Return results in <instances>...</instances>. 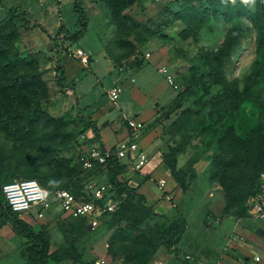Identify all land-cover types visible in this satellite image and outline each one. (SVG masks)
Wrapping results in <instances>:
<instances>
[{
	"label": "rangeland",
	"instance_id": "374dc122",
	"mask_svg": "<svg viewBox=\"0 0 264 264\" xmlns=\"http://www.w3.org/2000/svg\"><path fill=\"white\" fill-rule=\"evenodd\" d=\"M211 1L227 5V0H80L86 31L77 42L62 39V56L58 59L50 36L59 30V26L54 29L56 22L70 27L76 21L73 0H0L4 5L0 7V27H5L0 29V44L18 58H35L49 94L40 104L54 117L49 124L44 119L25 142V134H20V139L13 137L1 129L0 123V152L7 169L3 167L1 175L13 171L11 181L35 179L51 192L69 188L81 195L87 193L90 184L109 178L103 163L93 157L100 141L91 129L83 127L79 116L94 119L92 115L98 114L95 122L99 127L100 121L116 122L121 116L125 121L135 113L139 116L134 118L145 121H140L144 123L142 138L151 135L153 139L141 145L149 162L140 171L128 167L119 179L130 183L142 182L147 175L158 179L155 171L164 164L163 157L172 147L184 149L177 155V167L194 174L178 197L165 198L174 205L167 213L187 222L186 232L174 245L180 246L178 258L167 252L160 239L165 221L151 215L140 221L146 211L135 199L127 200L125 194L117 200L119 216L106 218L94 230L68 217L55 201L47 209L34 206L30 213L22 214L33 221L38 211H43L44 217L32 225L36 230L48 228L52 251L76 247L82 260H70L69 264H217L225 254L231 255L229 260L224 258L228 264H262L252 261L257 255L264 256V217L257 214L258 195L234 201L235 193L230 196L224 182L232 185L243 175L254 179L259 170L263 179L264 159L257 142L264 131L252 143L253 151L246 152L245 162L234 167L232 149L236 147L222 140L227 133L248 138L258 126L264 129V45L259 46L257 30L247 18L226 19L221 15L199 22L202 7H210ZM258 1L250 0L248 8L261 11ZM12 6L25 12L31 25L40 24L44 30L26 29L21 18L10 22ZM70 17L72 23L68 22ZM231 30L238 40L230 57L222 62V73L245 91V96L212 116L208 101L220 87L209 74L217 63L208 65L200 51L216 52ZM79 49L89 56L88 64L76 56ZM57 63L66 71L64 87L55 83ZM162 69L172 75V82ZM114 86L122 92L112 102L109 91ZM20 94L27 91L14 93L8 101L16 102L17 96L20 109L30 110L29 104L18 98ZM0 101L6 102L1 93ZM102 110L108 112L100 117ZM105 139L109 141L107 135ZM153 145L157 147L151 153ZM155 155L161 162L154 167L149 164ZM87 159L93 166H84ZM61 163L73 172L58 168ZM59 175L62 177L58 180ZM39 176L46 179L41 181ZM150 186H155V192L161 187L156 179L144 190ZM19 239L8 235V230L0 232V264L26 263Z\"/></svg>",
	"mask_w": 264,
	"mask_h": 264
},
{
	"label": "trees",
	"instance_id": "16d2710c",
	"mask_svg": "<svg viewBox=\"0 0 264 264\" xmlns=\"http://www.w3.org/2000/svg\"><path fill=\"white\" fill-rule=\"evenodd\" d=\"M226 2V6H222L220 1L217 3L211 1L212 5L210 7L202 5V12L197 17L198 21L204 22L212 16H214V18H219L221 15L226 16V19L247 18L257 30V42L259 46L264 45V4L262 5L261 3L264 2V0L258 1V5L261 6L260 10L262 9L261 11H252L248 8L247 4H245L244 0H227ZM73 3L74 11L77 14V20L73 27L68 28L65 25H60L58 32L54 36H50L51 40L54 41V52H56L58 59L62 56L61 51H59L60 41L67 38L71 42H77L83 37L87 28L86 15L80 4V0H73ZM3 6L2 2H0V7ZM10 15V22L14 21L16 18H21L24 21V27L26 29L39 27L44 30L40 24L31 25L26 13L19 12L17 6H12L10 8ZM1 28L5 27H0V29ZM237 40V35L231 30L227 33L222 45L216 52L200 51L201 58L205 60L208 65L217 63L216 66H212V71L209 74L210 80L220 87L219 91L208 101L211 106L210 113L212 116L221 114L227 107L234 106V103H239L245 96V91H240L235 83L229 82L222 73V62L230 57L231 51ZM0 47V93L2 98H6V102L3 103L0 101L1 129L13 137H18V139L21 138L20 134H25V142L37 132L44 119L47 120L44 122L45 124H49V121L54 119V117L50 116L40 104L41 100L48 97V89L41 77V72H39L35 66L36 60L34 57L28 59L24 57L18 58L16 53H11V49L6 48V46L2 44H0ZM55 72V83L60 87H64L67 78L64 66L61 63H57ZM21 90H26L27 94H20L18 98L24 103L29 104V111L20 109V102L19 100L17 101V96L15 99L16 102L11 103L8 101L14 93L16 94ZM79 121L85 129H91L95 137L100 141L101 146L99 149H101L104 154H108L105 163L102 165L107 171L109 178L106 182L114 187L116 194L115 199L118 200L119 198L120 200V197L125 194L127 200L135 199L139 205H142L146 214L139 218L140 221L150 215L162 218L166 224L160 231V239L166 247L167 252L178 258L180 251L177 246L174 247V245L180 242L181 236L186 232V220L182 217L172 218L168 213L160 214L156 212L153 206L149 205L148 197L139 191L140 185H133L130 181L120 180L119 176L128 169V165L118 160L116 156V147L107 148L105 146L102 140L101 127H98L94 119H85L83 115H80ZM124 124H126V122H124ZM262 131H264V129L258 126L250 132L248 138H234L233 134H225L222 142L231 143L236 147L235 151L234 148L232 149L233 154H235V163L233 160L231 163L232 167L239 162H245L246 152L250 153V151H253L252 148L254 145H252V143L261 135ZM183 143H187V141ZM257 143H259L261 149V154L260 149L259 154L264 159V136H261ZM182 148L183 147H172L171 150L164 155L163 161L175 181L185 190L188 184L187 179L192 180L194 174L191 173L188 175V171L177 167V155L184 150ZM4 164L5 158L0 152V172H2ZM262 165L264 166V163ZM57 167L61 169L67 168V170H72L73 172V169H68L69 166L63 163L59 164ZM256 169H258V167ZM260 171L261 170L257 171L254 179H252L250 175H243L240 181L238 180L237 183H232V185L224 182L228 194L231 196L235 193L234 201L245 200L250 196L262 193L263 179L259 177V174H261ZM13 174V171H9L3 175L0 173V227L9 223L16 235L27 238V244L21 251V254L26 259L25 264H69L71 261L72 263L80 262L82 257L75 246L62 247L52 251L51 234L48 228L41 227L36 230L31 223L21 217V214L12 210L4 195L3 186L5 183L11 181L10 179ZM30 175L38 176L36 173H31ZM69 175L71 174L69 173ZM60 177H62V175H59L58 180ZM40 179L44 181L46 177H40ZM74 180L81 179L76 178ZM56 190L57 189L52 191V193ZM75 194L81 196V194ZM82 195H85L87 198L89 197L86 193ZM120 213L121 211L117 213L116 209L114 211H109L103 216V220L106 218L109 220L113 215L119 216ZM74 220L78 223L87 224L86 220L83 218H75ZM182 263L189 264L187 261H183Z\"/></svg>",
	"mask_w": 264,
	"mask_h": 264
},
{
	"label": "built area",
	"instance_id": "2783aa9c",
	"mask_svg": "<svg viewBox=\"0 0 264 264\" xmlns=\"http://www.w3.org/2000/svg\"><path fill=\"white\" fill-rule=\"evenodd\" d=\"M76 56L82 63H89V56L83 50L79 49ZM162 72L168 74L167 78L172 82L173 77L168 70L162 69ZM121 92L122 89L120 87L114 86L109 91L111 101L115 102L120 97ZM125 122L128 133L115 146L117 149L116 156L119 161L127 164L128 167L135 171H140L149 160L138 141L144 123L136 118L125 119ZM93 157L96 161L105 163L108 154H104L98 148L93 151ZM84 166L89 168L93 166V163L87 159L84 162ZM262 177V193L257 196L256 202L257 214L260 217H264V174ZM3 192L12 210L21 215L30 213L31 208L34 206H41L47 209L51 206V202L55 201L60 205L64 214L74 219H85L87 225L93 230L99 228L103 221V216L109 211H114L118 204L115 199L114 187L108 182L90 184L86 193L89 196L88 198L85 195L78 196L73 190L68 188H60L52 193L35 179L7 182L3 186ZM43 215V211H38V218L43 217ZM255 259L259 261L260 257L257 256ZM219 264L228 263L222 262Z\"/></svg>",
	"mask_w": 264,
	"mask_h": 264
},
{
	"label": "crops",
	"instance_id": "0c3cea01",
	"mask_svg": "<svg viewBox=\"0 0 264 264\" xmlns=\"http://www.w3.org/2000/svg\"><path fill=\"white\" fill-rule=\"evenodd\" d=\"M53 15V14H52ZM54 16V15H53ZM55 18V17H54ZM56 19V18H55ZM72 19L73 18H71L70 17V21H68V22H70V23H72ZM77 20V19H76ZM76 22V21H75ZM74 22V23H75ZM74 23H72L71 24V26L70 27H68V28H72L73 27V25H74ZM64 24H66V23H64V22H62L61 24H59V22H56V26L54 27V29H56V27L57 26H59L60 27V25H64ZM65 26H67V25H65ZM53 29V30H54ZM107 112L108 111H105V110H102L100 113H99V116L101 117V116H104L105 114H107ZM109 115H111V114H109ZM93 116V118H94V120H96L97 119V116H98V114H94V115H92ZM112 116V115H111ZM139 115L137 114V113H135V115H134V117H138ZM141 116V115H140ZM99 117V118H100ZM134 117H132V118H134ZM125 120V119H124ZM138 120V119H137ZM138 121H142V122H144L145 123V121H144V119H139ZM123 122H125V121H123V119H122V116L119 118V121H116V122H112V120L111 119H109V120H107L106 122H104V123H102L101 121L100 122H98V124H99V127H101V135H102V140H103V143L105 144V146L107 147V148H111V147H113V146H116L117 145V143L122 139V138H125L126 136H127V133H128V129H127V127H126V124L124 125L123 124ZM144 131V130H143ZM143 131L142 132H140V134H139V138H138V141H139V143H140V145H142V143L144 144V143H151L152 141H153V139L152 138H150L151 137V135L150 136H148V135H145V136H143V138H142V133H143ZM108 136V138H109V141H106V139H105V136ZM153 143H161V141H154ZM151 148H152V150H151V153L152 152H154V151H156V147H157V145L156 146H150ZM143 148V147H142ZM151 160V159H150ZM159 160H161V157L160 156H157V155H155L153 158H152V160H151V162H150V164L149 165H151V166H153L154 165V167L155 166H157L161 161H159ZM163 161V160H162ZM149 162V161H148ZM163 163H164V161H163ZM148 164V163H147ZM146 164V165H147ZM155 172H158V179L157 178H153V176H150L151 178V180H157V183H159L160 185H161V187H158V189H159V191H156L155 192V186H154V188L153 187H148L147 188V190L145 191L144 190V187H146V185H148L149 183H150V179H149V177L147 178V176H146V178L144 179V181H142V182H132V184L134 183V185H140V189H139V191L141 192V193H144L147 197H148V201H149V205H152L153 206V208H154V210L156 211V212H158V213H160V214H166L167 212H169L170 210H172V208H173V206L174 205H172L169 201H168V199L167 200H165V198H174V197H178V195L180 194V193H182V188L180 187V185L175 181V179H174V177L171 175V173H170V171L168 170V169H166L165 167H164V164H161V167H160V169H158V170H156ZM167 172H169L170 173V176L169 175H167ZM153 174V173H152ZM137 177H139V178H141V175H139V176H137ZM148 179V180H147ZM136 180V179H135ZM155 183V182H154ZM152 185V184H151ZM165 187V189H163ZM163 190V191H162ZM163 193V194H162ZM165 193H166V195H165ZM162 195H164L163 197L164 198H162ZM26 215V214H25ZM21 217L24 219V220H26L27 222H29V223H34L37 219L39 220V219H41V218H43L44 217V215H43V217H37V219L36 220H33V221H29V220H27L25 217H24V215H21ZM11 227V226H10ZM5 230H8V235H10V236H12V237H17V236H19V235H16V233L13 231V229H12V227L11 228H9L8 227V225L6 224V225H4V226H2V227H0V232L1 231H5ZM188 232V231H187ZM20 237V239H19V241H20V253H21V251H22V248L27 244V238L26 237H23V236H19ZM230 244V243H229ZM178 248H180V246H178ZM254 253L255 251H251V253ZM180 255V254H179ZM253 255V254H252ZM257 256H259V255H257ZM256 256V257H257ZM230 257H231V255L230 256H226V254L224 255V256H221V259H219V261H218V263L217 264H219V263H222V262H225L226 263V261H224V258H226L227 260H229L230 259ZM256 257H254L253 259H252V261H254V263H262V264H264V256L261 258L260 256V260L259 261H257L255 258ZM26 260V259H25ZM246 261H249V260H246ZM25 264V263H24Z\"/></svg>",
	"mask_w": 264,
	"mask_h": 264
},
{
	"label": "clouds",
	"instance_id": "9594fccd",
	"mask_svg": "<svg viewBox=\"0 0 264 264\" xmlns=\"http://www.w3.org/2000/svg\"><path fill=\"white\" fill-rule=\"evenodd\" d=\"M245 4H248L250 2V0H244Z\"/></svg>",
	"mask_w": 264,
	"mask_h": 264
}]
</instances>
